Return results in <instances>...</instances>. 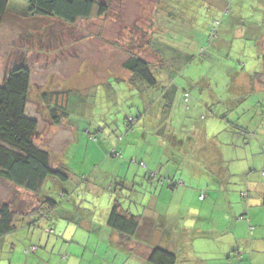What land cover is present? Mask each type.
<instances>
[{
    "label": "rangeland",
    "instance_id": "1",
    "mask_svg": "<svg viewBox=\"0 0 264 264\" xmlns=\"http://www.w3.org/2000/svg\"><path fill=\"white\" fill-rule=\"evenodd\" d=\"M103 1L111 6L106 15L77 20L74 24L32 14L25 1L8 2L0 23V82L10 68L26 57L31 71L26 113L38 119L36 142L48 149L52 164L66 168L68 174L66 181L60 180V183L55 178L58 181L55 187L49 178L42 193L49 191L50 196L59 201L62 198L59 191H67L70 199L67 202L68 198H62L49 215H32L31 218L27 215L19 219L18 224L27 219L32 223L1 236L0 251L8 249L7 257L13 252L14 243L21 250L32 243L40 246V251H46L40 264H67L69 256L78 258V262L94 263L100 259L98 255L108 249L98 250V255L94 253L96 243L94 240L88 243L89 232L84 233L79 217L102 223L103 207L115 198L123 207L131 206L134 213L138 207L144 211L150 199L155 198L157 205H151L154 213L156 210L174 217L177 210V214H181L177 206L183 209L196 206L194 214L201 206L197 191L193 193L195 198L188 196L182 205L173 194H168L169 190L178 191L186 182L188 188L204 190L198 191L200 194L222 191V196L226 197L233 191L229 195L236 205L239 202L243 210L246 207L254 210V220L261 226L255 223V233L253 222L243 230L234 227L231 232L217 235L209 231L208 226L212 227L216 218L223 223L225 213L220 210L211 215L209 212L205 219L208 223L197 225L200 234L195 227L186 232L187 240L182 253L177 255L176 264H264V252L260 247L254 250L253 241L251 257L247 251L242 258L237 250L239 245L248 246L243 235L247 233L251 238L252 233L253 238L259 230H264V207L259 201L258 189L253 183L250 196L253 203L249 206L241 193L247 189L245 176L238 181L228 172L217 176V168L221 174L223 165H216L214 159L222 156L221 150L215 151L216 144L220 148L224 146L223 151L228 153L222 143L234 137L238 140L235 143L239 157L249 166L248 171L258 168L253 172L256 174L254 182L261 179L264 92L245 91L237 81L254 79L262 73L264 48L262 53L260 42L264 40V0ZM216 18L222 19V25L219 36L212 40L208 38V28ZM185 19L188 25L183 28ZM144 30L155 31L153 37L157 41L173 48L162 53L164 61L158 65L160 81L169 80L161 89L141 83L130 85V72L121 66L128 48L123 50L117 44L127 47L131 36H141ZM262 44L264 46V41ZM142 53L152 64L156 62L150 58L154 54ZM199 83L203 87L197 86ZM168 84L173 85L171 94L163 93V86ZM45 88L67 91L69 114L63 124H52L46 115L40 97ZM234 88L240 90L236 93ZM185 92H189L187 102ZM258 96L257 107L251 106ZM258 108L261 116L257 114ZM210 119L215 122L207 126ZM253 132L256 134L251 136ZM196 136H200V140ZM228 156L231 157L229 153ZM156 165L175 179L161 174ZM61 184L65 185L64 189ZM211 193L203 200L204 206L211 204L215 192ZM4 201L11 202L17 212L31 211L40 204L34 194L0 178V203ZM234 208L237 211V207ZM245 221L248 224L249 220ZM175 222L176 229L184 224L179 217ZM188 224L196 226L197 223L188 219ZM230 224L229 221V228ZM50 229L54 232L50 233ZM156 234L157 239H163L162 233L156 231ZM24 235L27 238L23 244ZM91 235L98 237L97 231ZM154 239L152 236L151 240ZM228 239L234 240L232 247L227 248L232 256L223 259L215 248L226 247L220 240ZM63 240L67 243L59 248ZM141 246L134 250L143 259ZM4 261L9 263L8 258Z\"/></svg>",
    "mask_w": 264,
    "mask_h": 264
},
{
    "label": "trees",
    "instance_id": "2",
    "mask_svg": "<svg viewBox=\"0 0 264 264\" xmlns=\"http://www.w3.org/2000/svg\"><path fill=\"white\" fill-rule=\"evenodd\" d=\"M21 1L28 4L32 14L53 17L69 24H74L77 20H89L106 15L111 7L109 3L103 0ZM8 2L9 0H0V23L6 12ZM221 25L222 19L220 18L211 21L208 28L209 39L213 40L219 36ZM153 32L144 30L141 36L134 33L135 35L131 36L127 47L117 44L123 50L128 48L126 50L127 57L121 66L131 73L129 82L132 86H138L141 83L152 88L160 84L157 69L159 63L161 64L164 59L161 58V49L155 45L159 41L153 37ZM150 48H153L159 56L158 59L156 58L157 64H152L143 53L141 54L142 51ZM20 60L10 68L0 82V178L34 194L38 197L40 204L31 211L17 212L11 202H1L0 236H6L17 231L19 229L18 220L24 216L29 215L31 218L32 215L40 217L49 215L58 206L60 200L57 201L50 195L43 194L42 190L49 178L65 181L68 177L66 168L61 165L54 166L48 149L36 142L39 127L38 119L26 113L31 87V71L26 62V57ZM65 92L67 91L45 90L42 93L41 100L47 107L46 115L56 125L63 123L69 114L70 97ZM188 100L189 92H185L184 101L187 102ZM232 138V143L225 142L222 144L229 148L228 153L231 158L228 156L227 159L239 160L241 157L239 158L235 143L238 140ZM262 173L264 174V171ZM243 194L246 195V193ZM200 197L204 199L206 194L202 193ZM261 202L262 207H264V186ZM245 217V213L237 216L241 219ZM36 220L37 218L34 222ZM106 223L110 229L120 233L126 240L136 234L142 226L141 215L134 213L130 208L123 207L117 198L112 203ZM50 230L52 232V229ZM126 244L124 243V246ZM37 248V246L32 245L26 250L27 252L29 250L36 251ZM149 260L155 264H176L177 254L158 246L152 249Z\"/></svg>",
    "mask_w": 264,
    "mask_h": 264
},
{
    "label": "crops",
    "instance_id": "3",
    "mask_svg": "<svg viewBox=\"0 0 264 264\" xmlns=\"http://www.w3.org/2000/svg\"><path fill=\"white\" fill-rule=\"evenodd\" d=\"M187 25H188L187 20L183 21L182 27L185 28V26H187ZM263 41L264 40H262L260 42L261 43L260 48H261L262 53H263L262 48H264V46L262 44ZM157 43L158 44H155V45H157V47L159 49H161L160 51L162 53H165V51H167L169 49L170 50L173 49V48L169 47L165 42L159 41ZM144 51H145V53H148L147 55H149L150 53L154 54L150 58L152 61H156L154 64L158 63L157 59L159 58V56L157 55V53L154 51L153 48H150L147 50L145 49ZM159 65L161 66L160 63H159ZM165 67L166 66L163 65V68H165ZM261 70H262L261 75L256 76L254 79H252V78L240 79L239 78L240 80L237 81L238 84L243 85V88L245 91L249 90V91H254V92H262V91L264 92V63L261 66ZM130 77H131V73L128 75V82H129ZM161 79H162V77H161ZM168 82H169V80L167 82L160 81V86L158 85V88L161 89V85L166 84ZM129 84H130V82H129ZM197 86L203 87V84L199 83V85H197ZM163 87H164L163 93H165V92H168L169 94L172 93L170 91V89H171V87H173V85L171 86V84H168V86L166 85ZM45 90H47V89L45 88L44 91ZM236 90H240V88H234L233 89V91L237 93ZM42 93H43V91L40 93V97H42ZM171 96H173V94ZM171 96H170V98H171ZM259 100H260V97L258 96L257 98H255L253 100L252 103H250V105L251 106L255 105V107H257L256 103ZM43 106L45 108H47L44 105V103H43ZM164 114L166 115L165 111H164ZM257 114H258V116L262 115L261 110L259 108H258ZM236 116H238V113H236ZM214 122H215V120H211V119L208 120L207 126L213 124ZM61 124H63V123H61ZM254 134H256V133L253 132L250 135L252 136ZM196 137L198 140H200V136H196ZM228 142L232 143L233 138L231 137L228 140ZM245 142H248V141H245ZM202 147L204 150V145H202ZM202 147L200 148V150L202 149ZM215 147H217L215 149V151H219V150L222 151L221 157H215L214 158L215 164L216 165H219V164L223 165V167L221 168V171H223V172L221 174H219L220 168L218 167L217 168L218 172L216 175L221 176L225 172L226 173L228 172L229 174H231V178H233L235 181H238L243 176H245V183H246L247 189L245 191H242L241 193L244 196L247 204L249 206H252L253 201L251 200L250 196L253 193L254 184L257 187L258 192H259L257 194H259L261 196V200H259V201H262V190H263V186H264V183H263L264 182V174L262 173V171H264V168H262L260 171L261 179L258 182H254V179L256 178V174H253V172L257 171V169H258L257 167H255L256 169L248 171L249 166H246L242 162L243 160H242V158H240L241 156L239 157L240 159L237 161V163L234 164V163H232L233 161H235L234 159H231V160L227 159L228 153H225L223 151V149H225L224 146H221V148H220L219 145L216 144ZM227 148L228 147H226V149ZM246 148L248 149L249 145H247ZM247 157L249 158V155H247ZM155 168H158L160 170L161 174L166 175L167 177H170L172 179H175L174 176H172L170 173L164 172L165 169H163L160 165H156ZM155 168L152 171H155ZM171 170L172 169H170L168 171H171ZM180 179H182V178H180ZM52 181H53V183H51V184H52V186L55 187V183H57L58 181L55 178H52ZM58 183H60V180ZM61 186L63 189L65 188V185L61 184ZM195 191H197V193L199 195V196L197 195V198L199 200H201V202H200L201 206H199L200 211L195 212L194 214H193V212L196 209L195 208L196 206L195 207L189 206V207H186L185 209L177 206V208L181 211L180 212L181 214L178 215L177 214L178 210H177L176 214H174L175 215L174 217L171 215H169V216L162 215L161 213H158L156 210L154 213L152 211L151 205H153V204L157 205V199H155V198L150 199V201H149L150 204H149V206H147V208L144 211H142V209L138 207L137 208L138 210L136 211V213L141 215L142 226L136 234H134L133 236L130 237V239H127V240L123 239V236L120 235V233H118L117 231L110 229L106 223L110 208H111L112 203H113L112 202L113 200H111L110 203L108 202L109 205L106 208L103 207V213L105 214V218H104L102 223H98V222H94V221L90 222L88 219L79 217L78 223L85 230L84 233H87V231L89 232L90 238H89L88 243H90L93 240H94V243H96L94 253L97 254L98 250H101L103 252L106 251L107 249L108 250L103 255L97 254L100 259L94 263H90V262L86 263V262H81V261L78 262L77 261L78 258H76L74 256H69L68 258H66L67 261L65 263H67V264H155L149 260V255H150L153 248L158 247V246L164 247V248L170 250L171 252H175L177 255H180V253H182L183 247H184L185 242L187 240L186 239V232L188 231V229L195 227V229H197L199 234H200L201 232H200L199 228L197 227V225L200 226L199 223H201V222L208 223L207 221H205V219L207 217H209L208 213L210 212L211 215H214L215 211H220V210H222L223 213H225L224 222L221 223L218 220V218H216V222L213 223L212 227L208 226L209 231L211 229V231L216 232L217 235H219L220 233L225 234L226 232L233 231L235 228H241L242 230L244 228H248V225L251 226L250 224H253V222H254L255 228L253 230V233H255V229H256L255 223H258L254 220V216L256 213L252 209H247V207H246V209L243 210L240 207L239 202L236 205L234 198L232 196H230L231 192H233V191H229L230 195L228 194L226 197H224V196H222V191H206L205 190L206 191V197L204 199L211 196V194H212L211 192H215V194L212 198V202H211L212 205L210 204L209 206H204V204H203L204 199L200 198V195L203 192L201 194H200V192H198V191H204V190H202L200 188H196V190L188 188L186 182H185L184 186L178 187V191H172L171 192L169 190L168 194H173V196H175L176 202L178 201L180 203V205H182L183 203H185L187 201L188 196L194 197L193 193ZM68 193L69 192H67V191H59L58 195L61 196L64 200V198H66V199L68 198ZM243 193H246V195ZM45 195H50V192L48 191ZM177 195H179V198ZM51 197H54V196L51 194ZM219 197L222 198V201H221V198H219ZM62 198H60V201L62 200ZM69 199H70V197L66 201L69 202ZM196 202L198 204L197 200H196ZM255 202H258V201H255ZM234 206L237 207V211L235 210ZM153 207H154V205H153ZM170 207H171V205H169L168 209H170ZM129 208L131 211H133L131 206H129ZM201 211H202V213H201ZM244 213H245V216L247 218L245 217L243 219H241V218L237 219L238 215H242ZM178 217L182 218V220L184 221L183 222L184 224L182 227L179 226V228L176 229V227H175L176 222L175 221H176V218H178ZM189 217H191V218H189ZM160 218H163V221H160ZM188 219L193 221L195 224L197 223L196 226H194L193 224H188ZM245 219L249 220L248 224L245 221ZM229 221L231 223L230 224L231 228H229V226H228ZM235 221H240V222H235ZM30 223H31L30 219L24 220L23 222H21L19 224V228H25V226L29 227L30 225H28V224H30ZM50 224H52V223H50ZM258 224H259V226H261L260 223H258ZM190 225H191V227H190ZM57 226H58V224L56 223L54 225L55 232L57 231ZM50 231L51 230H49V232ZM96 231H97L98 237L97 238H96V236L92 237L91 234L96 233ZM156 231L163 234L162 240L157 239ZM201 231L208 233V231L206 229H201ZM53 232H54V230L52 229V232H50V233H53ZM246 232H248V231H246ZM152 236H155L154 240H151ZM242 237L246 238V240H247L246 242H248L247 247H243V246L239 245L237 248V250L241 253L240 256H242V258H244V255L247 253V251H249V252L251 251V244H252L251 241H253L254 250L257 249L258 247H260V249L262 248V250L264 252V230H259L258 234L256 233V235L253 236V238H252V233H251V238H249L247 236V233L245 235H243ZM26 238H27L26 235H24L23 244L25 243ZM52 240H56V238H53ZM231 240H233V239H231ZM31 241H33V239L30 240V243H31ZM233 241L230 242L229 239L228 240H220V243H226V247H224V248L221 246H217L215 248V250L218 252V255L221 258L231 259L232 255H230L228 253V249L230 247H232ZM216 242L218 243V241H216ZM41 243H42V239H41V242L39 244H41ZM66 243L67 242H65L63 240V245H61V247H59V248L64 247V245ZM124 243H127V244L124 246ZM139 244H142V246H141L142 250L141 251H143V253H142L144 255L143 259H140L139 252H136V250H134V248L139 247ZM259 244H262V246H260ZM32 245H35V244L31 243L28 246H25L24 250H21V248L18 249L17 244L14 243L12 245L13 252L11 254L7 255V257L5 255V253L8 252V249L7 250H1L0 251V264H6L4 261V260H6V258H8V260H9L8 264H40V261L42 259H44L43 257H46V251H40V249H41L40 246H37L38 248L36 251L26 252V248H28ZM70 245H71V243H70ZM127 246L131 247V248H129V250H131V249L132 250L129 251L127 249ZM252 254L253 253L250 252V257ZM4 257H6V258H4Z\"/></svg>",
    "mask_w": 264,
    "mask_h": 264
}]
</instances>
